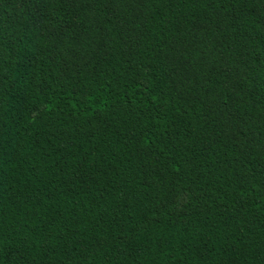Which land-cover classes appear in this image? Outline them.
I'll return each instance as SVG.
<instances>
[{
  "label": "trees",
  "instance_id": "16d2710c",
  "mask_svg": "<svg viewBox=\"0 0 264 264\" xmlns=\"http://www.w3.org/2000/svg\"><path fill=\"white\" fill-rule=\"evenodd\" d=\"M0 264H264V0H0Z\"/></svg>",
  "mask_w": 264,
  "mask_h": 264
}]
</instances>
